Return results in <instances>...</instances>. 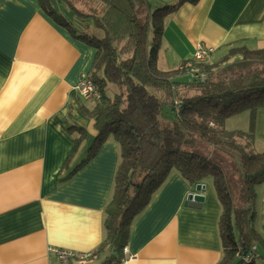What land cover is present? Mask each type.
<instances>
[{"label":"crops","instance_id":"obj_1","mask_svg":"<svg viewBox=\"0 0 264 264\" xmlns=\"http://www.w3.org/2000/svg\"><path fill=\"white\" fill-rule=\"evenodd\" d=\"M147 1L158 7L178 0ZM50 4L70 23L85 25L64 0ZM233 45L264 49V0L182 4L166 18L157 65L169 71L166 60L190 61L198 48L213 49V59ZM93 57L94 50L56 23L38 0H0V264H58L49 248L92 254L71 264H104L93 255L105 235L118 144L109 138L69 177L97 134L85 111L92 105L76 89ZM77 129L86 138L65 169ZM253 129L256 147L264 149V110L255 112ZM201 185L196 193L177 172L167 177L131 225L129 264L219 262L220 205L212 183ZM192 195L203 198L200 208L188 206ZM255 210L254 228L264 240V183Z\"/></svg>","mask_w":264,"mask_h":264},{"label":"trees","instance_id":"obj_2","mask_svg":"<svg viewBox=\"0 0 264 264\" xmlns=\"http://www.w3.org/2000/svg\"><path fill=\"white\" fill-rule=\"evenodd\" d=\"M198 1L154 7L147 0H64L87 26L77 27L50 0H38L56 23L94 50L86 75L100 99L85 111L97 134L69 177L109 138L120 149L113 193L104 210V239L93 255L103 257L104 264L119 263L134 219L173 171L195 187L212 179L221 211L217 264H264V240L254 228L264 152L252 151V131L218 127L246 111L253 127L255 112L264 110V49L233 45L215 63L192 59L170 71L157 65L167 16L184 3ZM90 22L99 34L86 32ZM194 69L205 75L204 81L192 77ZM77 134L65 169L86 138L82 129ZM238 177L240 185L231 195L230 183Z\"/></svg>","mask_w":264,"mask_h":264},{"label":"built area","instance_id":"obj_3","mask_svg":"<svg viewBox=\"0 0 264 264\" xmlns=\"http://www.w3.org/2000/svg\"><path fill=\"white\" fill-rule=\"evenodd\" d=\"M214 53L213 49L198 48L193 54V60L196 63H206L211 60ZM192 77L198 81H204L205 75L198 69L192 71ZM77 92L82 99L89 102H96L100 99V92L97 86L92 82L88 75H82L76 86ZM202 187V185H200ZM49 252L53 254L58 264H71L74 261H84L92 257L91 253L79 254L73 253L69 250L49 248ZM134 260V257L129 253L127 246L125 245L122 250V256L117 264H129Z\"/></svg>","mask_w":264,"mask_h":264},{"label":"rangeland","instance_id":"obj_4","mask_svg":"<svg viewBox=\"0 0 264 264\" xmlns=\"http://www.w3.org/2000/svg\"><path fill=\"white\" fill-rule=\"evenodd\" d=\"M94 32L96 34H98V31H89V30H86V32ZM234 47V46H232ZM227 51V50H226ZM226 51L224 52V54L222 55H219L217 57H215V55L213 56V59L211 57V62L210 63H215L217 61H219V59L225 55ZM234 59V58H233ZM231 59V60H233ZM166 67H164L163 65H161V68H166L164 70H174V69H178L180 68V65H181V62L180 64L179 63H175L171 60H166ZM176 64V65H175ZM179 64V65H178ZM176 66V67H174ZM174 68V69H173ZM163 70V69H162ZM250 113L248 111H246L245 113H240V114H236L232 117H229L227 119H225L223 122H221V126L218 125V127L220 128V130L222 129H225L226 131H235V130H240V131H243V132H247V131H252L253 135H254V141H253V145H252V151L253 152H264V149H259L258 147H256V143H255V133H254V129L252 127V123L250 122ZM236 141L239 143V139L237 138ZM244 142V141H243ZM227 153H232L233 155L237 154V153H233L229 150H223ZM219 164H223L224 167L223 168H227V166L218 161ZM208 183H212V179L211 178H208ZM240 185V181H239V177H238V181H236V179H234L231 183H230V191H231V195H234L235 192H236V188H238V186Z\"/></svg>","mask_w":264,"mask_h":264},{"label":"water","instance_id":"obj_5","mask_svg":"<svg viewBox=\"0 0 264 264\" xmlns=\"http://www.w3.org/2000/svg\"><path fill=\"white\" fill-rule=\"evenodd\" d=\"M170 116V115H169ZM202 189H204V187H202ZM201 191L199 189V186L196 187V193ZM202 197L201 196H198V195H192L188 201V206L189 207H193V208H200L201 207V204H202Z\"/></svg>","mask_w":264,"mask_h":264}]
</instances>
